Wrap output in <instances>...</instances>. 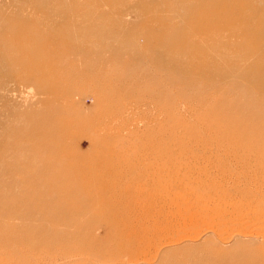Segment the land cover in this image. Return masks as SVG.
I'll list each match as a JSON object with an SVG mask.
<instances>
[{
	"label": "rangeland",
	"instance_id": "obj_1",
	"mask_svg": "<svg viewBox=\"0 0 264 264\" xmlns=\"http://www.w3.org/2000/svg\"><path fill=\"white\" fill-rule=\"evenodd\" d=\"M222 2L0 0V264H264V0Z\"/></svg>",
	"mask_w": 264,
	"mask_h": 264
},
{
	"label": "bare ground",
	"instance_id": "obj_2",
	"mask_svg": "<svg viewBox=\"0 0 264 264\" xmlns=\"http://www.w3.org/2000/svg\"><path fill=\"white\" fill-rule=\"evenodd\" d=\"M224 2H222V6L219 8V9H217V10H215V14H213V15H210L211 16V18L213 17V18H216V16L218 15L219 17L220 16H223V22H224V24H223V26H221L220 28H222V27H229V28H234V27H236V25H235V21H236V19H239L240 21H243V23H241L243 26L242 27H240V31H242V32H244L245 30H247L248 29V27H250L251 25H252V23H250V18L249 17H244L243 15H242V8H241V10H239V11H237L236 10V12L234 11L235 9L233 8L234 7V5H233V7L231 6V0H223ZM233 8V9H232ZM221 9V10H220ZM235 12V13H234ZM207 13H208V11H207ZM210 13H212V12H210ZM233 13H234V15H233ZM233 15V16H232ZM217 16V17H218ZM232 21H234V22H232ZM239 21V22H240ZM253 26V25H252ZM246 28V29H245ZM22 29V28H21ZM243 29V30H242ZM16 30V29H15ZM18 30V29H17ZM23 30V29H22ZM11 31H12V35H11ZM23 32V31H22ZM21 31L19 32V30H18V32L16 31V32H14L12 29L10 30V29H4V30H2V31H0V43H1V45H2V47L5 49V51L6 52H10V51H13V49H14V47H18V48H22V43H33V41H32V39H36L37 37H29V34H24V33H22ZM28 32V31H27ZM8 35H11L12 37H14L15 36V38H12L11 36L10 37H8ZM25 38L26 40L25 41H23L24 39H22V38ZM256 39H258V37L256 38ZM254 40H255V37H254ZM258 41H256V47L257 46H259L258 45V43H257ZM255 43V42H254ZM26 45V44H25ZM24 45V46H25ZM31 45V44H30ZM27 46H29L28 44H27ZM23 49H25V48H23ZM22 51V50H21ZM24 51H26V50H24ZM262 59H264V57H261ZM259 66V65H258ZM53 87V86H52ZM49 89V88H48ZM54 111H55V113L56 114H58V115H60L61 113H60V110H55L54 109ZM46 113V112H45ZM44 113V114H45ZM48 113V112H47ZM43 124V123H42ZM51 125H53V124H51ZM38 126H40V125H38ZM43 126V127H42ZM40 127H42V128H39L40 130H42L43 131V134L44 135H46L45 137H47V138H50V136H51V134H53L54 133V131H55V129H56V127H54V126H50V125H48V123H47V125H45V124H43V125H41ZM44 135H42L43 137H44ZM60 139V138H59ZM52 142H57V139L56 138H54V141H52ZM60 142H61V139H60ZM40 146H42L43 147V144H40ZM39 145H38V147H36L35 148V150L36 151H39V150H42V148L40 147ZM37 178V177H36ZM40 179V178H39ZM44 181H48L47 183L48 184H50V185H52L53 187H52V189H51V192L52 191H57V189L59 188V185L60 184H57V183H59V182H56L55 181V179H53V178H45V177H43L42 178ZM38 180V179H37ZM60 188H63V186L61 185L60 186ZM51 192L50 191H47V190H43L42 188H41V185H37L36 186V188H35V190L33 191V195L30 197V195H29V197H30V199H32V198H34V197H36V199H38V197L42 194L43 196H46V197H51ZM43 196H41V197H43ZM35 200V199H34ZM49 208H45V207H42L41 209H40V211L43 213V214H46L47 216H49L50 217V215H52L51 213H50V211L51 210H48ZM35 210H39V208H31L30 207V209H28V210H26L29 214H31V213H33ZM21 213H23V211L21 212ZM239 237L240 238H243V236H240L239 235Z\"/></svg>",
	"mask_w": 264,
	"mask_h": 264
}]
</instances>
